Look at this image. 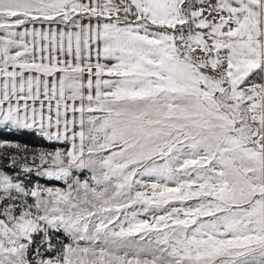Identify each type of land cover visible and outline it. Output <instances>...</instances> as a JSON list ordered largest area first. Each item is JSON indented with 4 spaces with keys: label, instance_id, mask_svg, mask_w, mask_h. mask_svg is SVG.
<instances>
[{
    "label": "snow or ice",
    "instance_id": "1",
    "mask_svg": "<svg viewBox=\"0 0 264 264\" xmlns=\"http://www.w3.org/2000/svg\"><path fill=\"white\" fill-rule=\"evenodd\" d=\"M0 264H264V0H0Z\"/></svg>",
    "mask_w": 264,
    "mask_h": 264
}]
</instances>
